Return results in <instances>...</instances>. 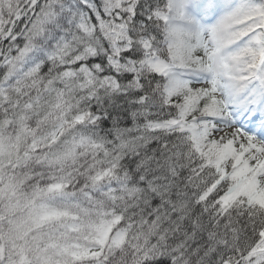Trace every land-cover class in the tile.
Listing matches in <instances>:
<instances>
[{"label": "snow or ice", "instance_id": "6c2138e0", "mask_svg": "<svg viewBox=\"0 0 264 264\" xmlns=\"http://www.w3.org/2000/svg\"><path fill=\"white\" fill-rule=\"evenodd\" d=\"M0 264H264V0H0Z\"/></svg>", "mask_w": 264, "mask_h": 264}]
</instances>
